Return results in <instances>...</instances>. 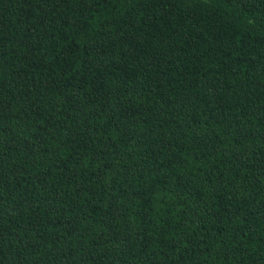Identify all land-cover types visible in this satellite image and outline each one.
Returning a JSON list of instances; mask_svg holds the SVG:
<instances>
[{
    "label": "trees",
    "instance_id": "16d2710c",
    "mask_svg": "<svg viewBox=\"0 0 264 264\" xmlns=\"http://www.w3.org/2000/svg\"><path fill=\"white\" fill-rule=\"evenodd\" d=\"M0 264H264V0H0Z\"/></svg>",
    "mask_w": 264,
    "mask_h": 264
}]
</instances>
